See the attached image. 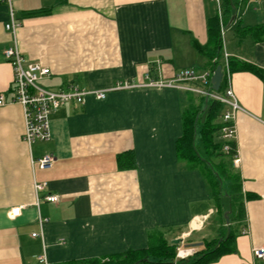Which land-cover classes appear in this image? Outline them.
I'll use <instances>...</instances> for the list:
<instances>
[{
	"label": "crops",
	"instance_id": "obj_1",
	"mask_svg": "<svg viewBox=\"0 0 264 264\" xmlns=\"http://www.w3.org/2000/svg\"><path fill=\"white\" fill-rule=\"evenodd\" d=\"M9 1L0 0V92L6 98L13 70L3 51L14 40L26 60L49 68L41 81L49 89L130 86L103 99L87 95L83 104L66 103L50 114V140L30 145L22 139V107L0 106V264H36L42 253L49 264L103 259L145 248L155 230L195 250L214 239L221 225L216 205L199 171L185 168L176 152L190 92L147 86L145 75L169 79L185 68L210 70L193 41H210L215 0ZM231 3L222 51L259 71L231 73L241 109L237 161L230 163L247 196L245 216L232 220L236 251L209 264H263L252 250L264 243V39L238 29L264 22V0ZM10 10L19 22L14 36L4 28ZM125 152L128 165L121 167L117 156ZM44 153L54 156L48 169L37 163ZM36 182L45 188L35 192ZM46 194L57 200L45 201ZM16 206L19 214L11 216Z\"/></svg>",
	"mask_w": 264,
	"mask_h": 264
},
{
	"label": "trees",
	"instance_id": "obj_2",
	"mask_svg": "<svg viewBox=\"0 0 264 264\" xmlns=\"http://www.w3.org/2000/svg\"><path fill=\"white\" fill-rule=\"evenodd\" d=\"M231 8V0H220V19L215 14L208 21L207 30L210 41L205 45L193 41L195 49L206 58L211 71L223 63L219 20L225 24L230 17ZM238 33L239 35H253L255 41H262L264 22L250 27L239 26ZM227 61L231 73L235 71L257 73L259 71L258 68L232 57H228ZM225 87L226 82L223 75L218 92H223ZM195 95L189 94V103L181 112L182 132L176 141L177 158L185 168L199 171L219 215L222 213L220 198L224 194L222 186L224 178L228 184L225 195L229 201V210L233 213V220L240 221L245 216L244 199L247 196L242 194L240 176L230 163L236 150L235 141L224 140L221 136V128L224 124L221 116L224 105L205 96ZM203 112L206 114L202 119ZM226 143L229 145L228 154L222 151ZM117 157L121 167L128 165V152L118 154ZM230 222L225 233L220 227L217 238L206 241L202 248L196 249L186 258L176 259L177 245L166 239L161 231L155 230L149 233L147 246L143 249H130L103 259L74 260L64 264H209L222 255L236 251L237 233L232 230Z\"/></svg>",
	"mask_w": 264,
	"mask_h": 264
},
{
	"label": "built area",
	"instance_id": "obj_3",
	"mask_svg": "<svg viewBox=\"0 0 264 264\" xmlns=\"http://www.w3.org/2000/svg\"><path fill=\"white\" fill-rule=\"evenodd\" d=\"M8 4L10 3L7 0ZM218 10L219 18L221 16L219 0H215ZM10 6V4H9ZM19 26L13 13L10 10L9 20L4 24L5 30L9 31L13 36ZM220 34H223V24L220 20ZM4 56L12 65L13 80H12V95L6 98L4 93L0 92V106L10 103H18L22 107L24 127L22 139L28 145L36 141L50 140L49 117L50 114L56 111L66 103L83 104L87 95H93L96 99H103L106 92L109 90L129 87L128 84H116L109 89L101 90H86L69 83L64 88L57 90L49 89L42 85L41 81L46 78L50 70L36 61H28L18 50L15 40L11 47H7L3 51ZM228 54L223 52V63L221 65L222 77L224 75L226 87L223 92L214 91L211 89L210 77L211 70L196 71L191 68L181 69L176 72L172 78L169 79H153L150 73L147 72L145 77L147 79V86L155 88H176L184 91L192 92L197 95L205 96L206 98L216 100L222 103L226 109L223 111L221 120L224 123L221 128L222 139L231 141L235 139V114L241 109L231 87V72L228 66ZM264 124V120L262 121ZM222 151L228 154L229 145H223ZM236 150L233 155V162L236 163ZM54 162V156L51 153H44L37 158L39 168L48 169ZM45 182L34 183V191L39 192L45 188ZM45 201L54 202L57 196L53 194H46L43 196ZM20 207L16 206L10 210L11 216L19 214ZM41 223V220H39ZM246 228H242V233ZM33 236L36 233H32ZM195 249L186 248L184 246H177L176 259L186 258L190 256ZM253 257L264 264V243L256 246L252 250ZM36 264H49L45 253L37 255Z\"/></svg>",
	"mask_w": 264,
	"mask_h": 264
},
{
	"label": "rangeland",
	"instance_id": "obj_4",
	"mask_svg": "<svg viewBox=\"0 0 264 264\" xmlns=\"http://www.w3.org/2000/svg\"><path fill=\"white\" fill-rule=\"evenodd\" d=\"M226 24H227V21L225 22ZM226 28V27H225ZM226 37H227V32H226V34L224 35V41H225V39H226ZM190 95L192 96V95H194V96H196L194 93H192V92H190ZM226 159V158H225ZM224 159V160H225ZM223 178V177H222ZM222 186H223V190H224V194H223V196H221V198H220V204H221V208H222V213L220 214V215H217V216H215V218H217L218 220H220V222H221V225H223V226H219V228L221 227V229H222V231H223V233H225L226 231H227V223H226V220H225V216H224V212H226L227 210H229L230 209V207H229V201H228V198L226 197V190H228V184L226 183V180H224V178H223V184H222ZM215 204V203H214ZM228 218H229V221H231V228H233V222H232V220H233V213L232 212H230L229 214H228ZM219 228L217 229V232H215V238H217L219 235ZM220 239V238H219ZM203 243V242H202ZM199 245H202V244H199ZM198 245V246H199Z\"/></svg>",
	"mask_w": 264,
	"mask_h": 264
},
{
	"label": "water",
	"instance_id": "obj_5",
	"mask_svg": "<svg viewBox=\"0 0 264 264\" xmlns=\"http://www.w3.org/2000/svg\"><path fill=\"white\" fill-rule=\"evenodd\" d=\"M221 79H222V70H221V65H217L211 74L210 77V84H211V89L214 91H218L219 87H220V83H221ZM206 112H203V114L201 115V118L203 119L205 117ZM230 213V210H227L226 212H224V216H225V220L226 223H229V218H228V214ZM172 243L177 244L179 243V239H175L172 240Z\"/></svg>",
	"mask_w": 264,
	"mask_h": 264
}]
</instances>
